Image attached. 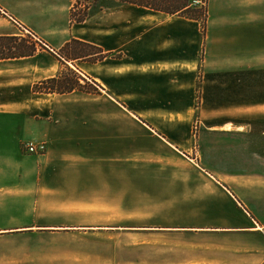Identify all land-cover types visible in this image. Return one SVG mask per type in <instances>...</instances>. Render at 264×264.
<instances>
[{
  "label": "crops",
  "instance_id": "0c3cea01",
  "mask_svg": "<svg viewBox=\"0 0 264 264\" xmlns=\"http://www.w3.org/2000/svg\"><path fill=\"white\" fill-rule=\"evenodd\" d=\"M211 4L210 39L228 28L225 34L233 41L222 42L229 44L220 50L235 59L257 52L260 63L264 0ZM71 6V0H0V37H22L25 31L44 46L30 57L0 60V242L48 227L37 223L35 212L49 209L43 203L48 195L76 186L67 180V172L51 169L62 153L44 141L50 139L46 104L50 97L66 94L32 92L34 84L58 76L64 68L91 78L97 88L94 96L111 109L147 116L146 122L137 120L171 151L183 154L190 147V122L181 116L196 114L198 67L213 50L212 43L201 49L200 22L108 0L89 19L72 24ZM71 40L97 47L103 57L63 60L57 52ZM206 76L202 93L208 106L219 76ZM14 89L21 90L16 97ZM262 126L227 119L202 131L205 156H216L217 163L207 160L203 172L221 204L214 201L210 210L207 204L206 211L216 218L200 228L242 238L246 245L237 249L241 264H264V130L257 129ZM36 140L45 142L43 154L22 150L24 143ZM19 217L27 221L16 220ZM5 254L0 250V264H5Z\"/></svg>",
  "mask_w": 264,
  "mask_h": 264
},
{
  "label": "rangeland",
  "instance_id": "374dc122",
  "mask_svg": "<svg viewBox=\"0 0 264 264\" xmlns=\"http://www.w3.org/2000/svg\"><path fill=\"white\" fill-rule=\"evenodd\" d=\"M88 3L87 19L106 1H71L80 8L76 13ZM211 3L202 0L195 9L204 15L201 49L204 52L212 43L213 50L207 63L202 57L198 67L196 114L181 116V121L190 122V147L183 154L171 151L137 120L146 122L147 116L125 115L93 93L76 90L50 97L46 104L50 139L42 140L62 153L51 169L67 172V180L76 186L67 193L48 195L43 203L49 209L35 212L37 223L48 227L18 232L0 242L5 264H241L237 249L246 245L242 238L200 228L216 218L209 211L211 204H221V196L203 172L207 160L210 165L217 163L216 156H205L202 131L205 125L227 119L263 123L257 129L264 130V21L260 63L257 52L232 58L220 50L233 41L225 34L228 28L209 37ZM23 32L22 37L34 42L36 50L44 48ZM225 41L229 43L223 46ZM88 58L81 59L92 57ZM68 68L82 78L79 83L85 90L96 89L91 78ZM63 71L70 73L67 68ZM211 73L219 81L206 106L202 75ZM20 92L14 89L13 96ZM153 118L155 122L157 116Z\"/></svg>",
  "mask_w": 264,
  "mask_h": 264
},
{
  "label": "trees",
  "instance_id": "16d2710c",
  "mask_svg": "<svg viewBox=\"0 0 264 264\" xmlns=\"http://www.w3.org/2000/svg\"><path fill=\"white\" fill-rule=\"evenodd\" d=\"M73 1V0H71ZM100 0H93V2H99ZM106 2L108 0H105ZM121 4H131L139 7H143L152 11L162 12L170 15H179L181 17L192 19L200 22L201 26L204 22V15L201 12L195 10L198 7L192 6V0H113ZM89 4H84L80 9L78 6H71L70 9V21L71 23H82L88 17ZM91 5V4H90ZM82 11V12H81ZM77 14V15H76ZM203 15V17H202ZM41 43V42H40ZM73 50L70 53L68 51ZM90 53L89 51H92ZM36 52V45L28 38L24 37H0V60L10 58H22L30 57ZM60 58L65 61H72L81 58H90L93 61L102 58L100 51L97 47L78 40H71L66 43L64 47L57 53ZM96 55V57H95ZM88 58V59H89ZM70 73L62 72L52 78L42 80L32 87L33 93L39 94H67L73 91H80L86 94H94L96 89L88 91L84 89V86L79 83L80 76L74 73L71 69L67 68ZM91 84L95 87L94 82Z\"/></svg>",
  "mask_w": 264,
  "mask_h": 264
},
{
  "label": "built area",
  "instance_id": "2783aa9c",
  "mask_svg": "<svg viewBox=\"0 0 264 264\" xmlns=\"http://www.w3.org/2000/svg\"><path fill=\"white\" fill-rule=\"evenodd\" d=\"M202 0H192V6L200 7ZM25 150L28 154H43L45 152L44 143L28 142L24 144Z\"/></svg>",
  "mask_w": 264,
  "mask_h": 264
}]
</instances>
